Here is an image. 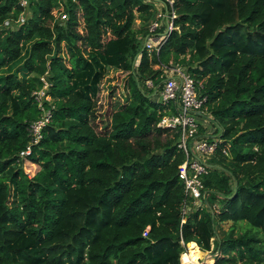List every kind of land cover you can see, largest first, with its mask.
Listing matches in <instances>:
<instances>
[{
	"label": "trees",
	"instance_id": "obj_1",
	"mask_svg": "<svg viewBox=\"0 0 264 264\" xmlns=\"http://www.w3.org/2000/svg\"><path fill=\"white\" fill-rule=\"evenodd\" d=\"M28 1L25 21L4 29L23 7L0 0V264H181V241L209 250L212 238L216 264H264V0H175L158 56L144 48L152 0ZM158 59L187 69L222 138L206 203L184 222L185 155L156 126L175 109L145 85L160 82ZM17 60L22 78L6 70ZM108 68L127 73L124 92L97 124ZM46 71L50 120L19 158Z\"/></svg>",
	"mask_w": 264,
	"mask_h": 264
},
{
	"label": "built area",
	"instance_id": "obj_2",
	"mask_svg": "<svg viewBox=\"0 0 264 264\" xmlns=\"http://www.w3.org/2000/svg\"><path fill=\"white\" fill-rule=\"evenodd\" d=\"M152 1L154 2L155 0ZM174 1L157 0L155 3L157 10L155 19L147 25L148 32L144 39V48L147 50L149 56L153 53L158 56L160 48L166 42L171 32L177 29L174 24L176 18ZM18 3L23 7V11L28 12V0H18ZM20 14L13 21L6 20L2 28L7 29L12 27L13 24L24 22L25 18L20 16ZM59 18L63 21L67 19V16L65 13H59ZM139 57L140 55L136 59L135 65L138 64ZM155 67L162 71L160 82L155 85L148 79L145 81V85L147 88L154 90L152 97L155 100L163 105L167 104L168 110L170 109L169 104H172L175 109L174 112L162 115L156 126L177 133L176 146L185 155L184 161L178 166V176L183 182L185 195L189 198L192 205L186 202L182 205L183 216L181 222H184L189 214L188 208L195 207L201 199H204L205 188L202 177L208 174L210 167L209 159L216 152L217 145L221 142L222 138L218 133H215L216 127L213 123L212 115L204 111L206 110L203 108L206 96L199 93L197 82L187 69L183 65L172 61L164 64L159 59ZM45 75L48 76L47 71L40 77L42 86L33 92V96L43 112L39 119L34 120L28 126L29 142L19 152V158H24L31 153L33 146L38 144L42 138V128L50 120L51 112L43 105V101L49 100L45 98L48 94V92L47 94L45 92L48 87V80L44 78ZM201 127L204 129L203 132H200ZM222 153H226L225 150H222ZM195 208L197 209L198 207ZM148 229L149 227L144 229V236L147 234ZM212 239L210 240V249L202 251L212 256L211 264H216L214 259L217 251H212L214 248ZM181 244L185 246V252L181 257L183 259L181 264H195L190 257L188 243L185 245L181 241ZM198 264H206L205 259L199 258Z\"/></svg>",
	"mask_w": 264,
	"mask_h": 264
},
{
	"label": "rangeland",
	"instance_id": "obj_3",
	"mask_svg": "<svg viewBox=\"0 0 264 264\" xmlns=\"http://www.w3.org/2000/svg\"><path fill=\"white\" fill-rule=\"evenodd\" d=\"M157 0L154 1V5L156 6ZM29 11V10H28ZM29 14V12L27 11H23L21 12L20 16H22L23 18L26 19L27 15ZM19 16V15H18ZM19 25L18 24H13L12 27H9L7 29L10 28H15ZM138 25V22H135V26ZM25 48V47H23ZM24 52V50H23ZM26 52V51H25ZM21 65L20 61H14L11 64H9V66L7 67V71H15L18 74L19 78H22V72L19 69V66ZM126 72H122L120 70L117 69H112V68H108L103 79L101 80V83L99 85V92L97 94V103H96V111L95 113L98 115L97 119L95 120V122H100V117L104 118V116L107 117L108 119V113L106 112V110L111 108L112 103L116 100L119 99L121 101V99L118 97V95H120L121 97H123V82L126 78ZM45 79L48 80V76H44ZM49 85H50V81L48 80V87L45 90L46 94L49 90ZM50 97L48 94L45 96V98L48 100H50ZM114 98V99H113ZM98 124V123H97ZM101 125H103V123H101ZM27 162V161H26ZM26 162L24 161L23 163V169L24 171L29 175L32 176L37 170H38V166L37 165H26ZM208 197V194L206 195V193L204 194V199H201L200 202L195 206V207H203V205L206 203V199ZM195 207H189V213L193 212L194 210H196ZM231 225L230 221H226V222H222L220 230L221 232H226L229 227ZM243 227H245V225L242 224ZM219 230V231H220ZM212 242L214 244V241L212 239ZM217 256V255H216ZM215 260V259H214ZM216 262V261H215ZM237 264H241L240 262H237Z\"/></svg>",
	"mask_w": 264,
	"mask_h": 264
},
{
	"label": "bare ground",
	"instance_id": "obj_4",
	"mask_svg": "<svg viewBox=\"0 0 264 264\" xmlns=\"http://www.w3.org/2000/svg\"><path fill=\"white\" fill-rule=\"evenodd\" d=\"M188 248L190 250V257L194 261L195 264H198V259L199 258H204L206 264H211L212 263V256H209L206 252L200 250L197 245L193 242H190L188 244Z\"/></svg>",
	"mask_w": 264,
	"mask_h": 264
},
{
	"label": "water",
	"instance_id": "obj_5",
	"mask_svg": "<svg viewBox=\"0 0 264 264\" xmlns=\"http://www.w3.org/2000/svg\"><path fill=\"white\" fill-rule=\"evenodd\" d=\"M189 243H190V242H189ZM189 243H188V244H189ZM182 262H183V259H181V263H182Z\"/></svg>",
	"mask_w": 264,
	"mask_h": 264
},
{
	"label": "crops",
	"instance_id": "obj_6",
	"mask_svg": "<svg viewBox=\"0 0 264 264\" xmlns=\"http://www.w3.org/2000/svg\"><path fill=\"white\" fill-rule=\"evenodd\" d=\"M193 243H195V242H193ZM196 244V243H195Z\"/></svg>",
	"mask_w": 264,
	"mask_h": 264
}]
</instances>
